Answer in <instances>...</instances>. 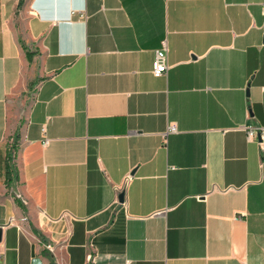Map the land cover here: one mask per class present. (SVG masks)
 Masks as SVG:
<instances>
[{
    "label": "crops",
    "instance_id": "obj_1",
    "mask_svg": "<svg viewBox=\"0 0 264 264\" xmlns=\"http://www.w3.org/2000/svg\"><path fill=\"white\" fill-rule=\"evenodd\" d=\"M246 123L264 0H0V264H264Z\"/></svg>",
    "mask_w": 264,
    "mask_h": 264
},
{
    "label": "built area",
    "instance_id": "obj_2",
    "mask_svg": "<svg viewBox=\"0 0 264 264\" xmlns=\"http://www.w3.org/2000/svg\"><path fill=\"white\" fill-rule=\"evenodd\" d=\"M165 50L166 49L158 50L154 56L153 63L151 64V71H153V74L156 77L164 76L165 73L167 72L166 70L168 67V57ZM241 128L245 131V134H247L249 140L251 141L254 140L257 143L260 150L262 151L261 157L264 159V125L257 126L255 124L246 123V125ZM175 129H176L175 126H172L170 128L171 131H174ZM44 142L45 144L49 143L48 140H44ZM263 163L264 160L262 161V164ZM129 180L130 178L129 176H127L125 184H127ZM125 184H123V186L121 187H117L120 192L122 191Z\"/></svg>",
    "mask_w": 264,
    "mask_h": 264
},
{
    "label": "water",
    "instance_id": "obj_3",
    "mask_svg": "<svg viewBox=\"0 0 264 264\" xmlns=\"http://www.w3.org/2000/svg\"><path fill=\"white\" fill-rule=\"evenodd\" d=\"M119 196H120V197H119V200L122 201V200H123V197H124V193H120ZM2 228H3V227L0 225V240H1V237H2V236H1V230H2Z\"/></svg>",
    "mask_w": 264,
    "mask_h": 264
},
{
    "label": "trees",
    "instance_id": "obj_4",
    "mask_svg": "<svg viewBox=\"0 0 264 264\" xmlns=\"http://www.w3.org/2000/svg\"><path fill=\"white\" fill-rule=\"evenodd\" d=\"M13 156H11V153L8 155V162L10 161V159L12 158ZM7 162V163H8ZM7 167H8V164H7ZM9 172V171H8Z\"/></svg>",
    "mask_w": 264,
    "mask_h": 264
}]
</instances>
